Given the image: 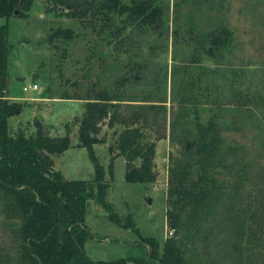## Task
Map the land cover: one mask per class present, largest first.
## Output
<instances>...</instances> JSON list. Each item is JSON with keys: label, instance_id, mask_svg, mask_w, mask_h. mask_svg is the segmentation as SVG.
<instances>
[{"label": "rangeland", "instance_id": "374dc122", "mask_svg": "<svg viewBox=\"0 0 264 264\" xmlns=\"http://www.w3.org/2000/svg\"><path fill=\"white\" fill-rule=\"evenodd\" d=\"M163 1L170 30L162 36L136 30L116 36L99 24L93 30L54 8L50 0H34L27 16L11 17L8 94L22 106L9 118L10 132L34 134L38 121L52 136L69 130L71 146L53 156L55 168L66 179L92 181L94 155L109 183L106 200L123 223L114 222L92 194L87 254L95 260L124 257L127 264H156L144 238H154L162 249L167 239L178 236L168 224L173 160L182 153L183 136L194 130L195 121L204 125L212 120L224 145L232 148L216 172L224 196L184 256L191 264H264V0ZM6 22L0 18V25ZM58 29H71L74 35L51 38ZM219 29L230 32L229 44L214 56L203 53L191 62L194 39L213 52L207 39ZM134 74L137 81L131 80ZM34 82L38 90L23 89ZM183 86H188L186 92ZM98 91L133 103L166 101V115L158 108L156 119L148 116L149 138L157 144L153 181L128 182L123 156L113 160L111 173L116 151L109 149L115 138L107 121L99 133L103 141L93 144L92 151L78 145L86 98ZM120 105L124 115L136 108ZM128 217L134 221L132 228L124 227ZM2 222L0 216V248L10 250V229Z\"/></svg>", "mask_w": 264, "mask_h": 264}, {"label": "trees", "instance_id": "16d2710c", "mask_svg": "<svg viewBox=\"0 0 264 264\" xmlns=\"http://www.w3.org/2000/svg\"><path fill=\"white\" fill-rule=\"evenodd\" d=\"M33 2L0 0V18L7 19L0 25V216L3 225L10 229L13 242L10 250L0 248V264H127L128 259L124 257L95 260L85 249L92 237L86 222L88 200L92 194L110 212L111 219L123 227L120 217L112 212L106 200L109 183L96 157L92 155L96 167L94 180L66 179L55 168L53 156L70 148L69 130L63 136H52L38 121L34 134L27 135L23 130L16 135L10 132L9 118L22 104L6 98L11 78L8 70V20L13 16H27ZM50 2L85 27L95 30L99 24L101 30L109 28L116 36L125 31L132 35L135 30L140 33L152 31L162 36L170 30L163 0ZM73 35L71 29H58L51 38L63 36L71 39ZM229 38L227 29L211 34L207 41L213 52L199 39H194L191 62H198L203 53L214 56L229 44ZM191 42L189 40V44ZM126 80L127 77L120 81ZM131 80H138L136 74ZM187 87L183 86L184 92ZM133 102L136 100L125 99L119 94L110 95L106 91H98L94 97L86 98L85 111L79 120L78 145L92 151L93 144L103 141L99 133L102 123L107 121V125L114 128L115 138L109 147L111 152L116 151L112 155L111 173L113 160L123 156L127 167L126 180L146 183L156 176L153 158L149 156L155 153L157 145L149 138L148 116L151 114L156 119L158 108L164 109L166 115L167 107L165 100ZM120 104L136 108L124 115ZM183 139V151L173 160L168 180V224L178 236L167 239L162 249L154 238H144L149 243V258L156 264H191L184 256V250L194 244L205 221L221 206L224 196V186L217 180L216 172L225 165L232 148L224 145L216 123L211 120L203 125L196 120L194 130L185 134ZM134 225L132 218L128 217L124 227Z\"/></svg>", "mask_w": 264, "mask_h": 264}, {"label": "built area", "instance_id": "2783aa9c", "mask_svg": "<svg viewBox=\"0 0 264 264\" xmlns=\"http://www.w3.org/2000/svg\"><path fill=\"white\" fill-rule=\"evenodd\" d=\"M39 88V85L38 83L34 82L32 85H28V86H24L23 89L25 91L29 90V89H38Z\"/></svg>", "mask_w": 264, "mask_h": 264}, {"label": "crops", "instance_id": "0c3cea01", "mask_svg": "<svg viewBox=\"0 0 264 264\" xmlns=\"http://www.w3.org/2000/svg\"><path fill=\"white\" fill-rule=\"evenodd\" d=\"M12 83V82H11ZM35 90H38V89H35ZM7 97V99H9V100H16L15 99V97L14 96H12L11 94H8V95H6ZM31 99V98H30Z\"/></svg>", "mask_w": 264, "mask_h": 264}, {"label": "water", "instance_id": "95a60500", "mask_svg": "<svg viewBox=\"0 0 264 264\" xmlns=\"http://www.w3.org/2000/svg\"><path fill=\"white\" fill-rule=\"evenodd\" d=\"M11 82H12V79H10V83ZM19 111H20V107L16 109V112H19ZM187 145H189V144H187ZM149 158L152 159L153 158V155H150Z\"/></svg>", "mask_w": 264, "mask_h": 264}]
</instances>
